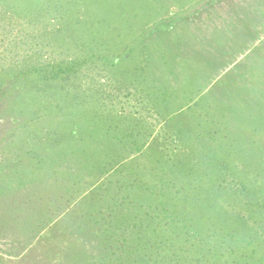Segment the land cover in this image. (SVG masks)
Masks as SVG:
<instances>
[{"label":"rangeland","instance_id":"rangeland-1","mask_svg":"<svg viewBox=\"0 0 264 264\" xmlns=\"http://www.w3.org/2000/svg\"><path fill=\"white\" fill-rule=\"evenodd\" d=\"M158 254L264 264V0H0V264Z\"/></svg>","mask_w":264,"mask_h":264},{"label":"trees","instance_id":"trees-1","mask_svg":"<svg viewBox=\"0 0 264 264\" xmlns=\"http://www.w3.org/2000/svg\"><path fill=\"white\" fill-rule=\"evenodd\" d=\"M164 255V254H163ZM158 259H156V261H154V259H152V264H163V262H164V259L162 260V256L161 255H159L158 254ZM160 257V258H159ZM168 259H170V258H168ZM151 262V261H150ZM166 264H173V262L171 261V260H169V261H166L165 262ZM164 263V264H165Z\"/></svg>","mask_w":264,"mask_h":264}]
</instances>
